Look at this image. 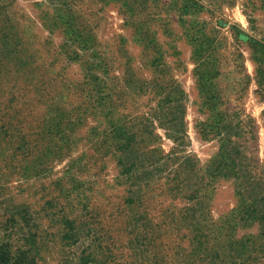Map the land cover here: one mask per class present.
I'll return each mask as SVG.
<instances>
[{
	"label": "rangeland",
	"instance_id": "374dc122",
	"mask_svg": "<svg viewBox=\"0 0 264 264\" xmlns=\"http://www.w3.org/2000/svg\"><path fill=\"white\" fill-rule=\"evenodd\" d=\"M0 264H264V0H0Z\"/></svg>",
	"mask_w": 264,
	"mask_h": 264
}]
</instances>
